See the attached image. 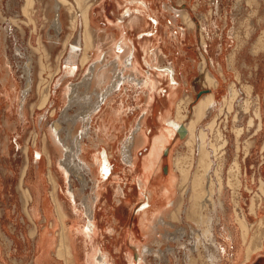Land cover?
Instances as JSON below:
<instances>
[{
	"label": "rangeland",
	"instance_id": "obj_1",
	"mask_svg": "<svg viewBox=\"0 0 264 264\" xmlns=\"http://www.w3.org/2000/svg\"><path fill=\"white\" fill-rule=\"evenodd\" d=\"M49 1L44 0V5H49ZM126 1L68 0L69 7L78 16V27L76 29L71 26L70 12L65 8L64 29L57 34L52 25L55 9L50 8V12L43 14L42 8L30 25H25L20 20L18 21L21 24L18 21L17 24L14 20L19 18L18 13L21 15L24 0H0V27L7 31L5 49L2 46L0 53V264H34L35 256L38 258L44 252L42 246L45 244V237L50 235L55 239L54 247L50 249L53 261L56 255L57 258H62V264H93L87 259L91 243L77 230L80 225L83 226L91 220L92 211L96 214L99 230L94 242L110 254L112 263L117 261V264H128L127 254L131 250V255L138 257L134 243V238H138L152 248V253L148 255V264H207V251L202 248L201 252L186 251L187 248L192 249L197 240L194 229L200 233L202 229L195 221L186 219L185 215L179 217L177 207L170 206L171 201L177 202L181 194L178 184L173 187L170 183L171 173L182 177L180 169L175 167L178 156L183 157L182 164L188 168L190 174H195L199 169L203 179L205 165L209 162L208 166H212L210 175L214 182L213 188H216L215 198H218L222 185L223 192L220 196L226 201L228 209L224 213L220 210L214 212L215 232L220 250L216 252L215 247L208 244V238L202 237L203 241L206 240L208 249L222 255L221 264H264L263 249H256L261 243L259 236L264 232V46L260 43V46H254L260 40L261 29L264 30V0H155L153 6L162 17L158 25L160 28L157 29L154 20L147 16L151 24H145V30L136 25L133 27L132 20L143 18L146 8L141 6L138 9V3H129L133 7L127 12ZM90 3L92 19L97 23L100 34L108 29L111 33L118 32L119 37L123 33L129 35L136 56L142 64L144 73L140 77L149 79L148 70L152 71V81L157 85H154L155 98L149 110L146 108L147 88L144 91V85L141 88L131 79L124 84L120 81L118 84H122L121 89L118 85L114 88L115 100L98 104L101 96L94 93L97 87L86 79L99 52L93 46H86L84 34L81 36V29L83 32L85 28L82 7L85 10ZM184 11L191 12L196 26L193 41L188 26L182 20L181 13ZM203 24L208 28L205 48L200 35ZM253 31L255 32L252 34ZM156 35L158 38L155 39ZM49 36L58 37L59 41L50 44ZM78 38H82L79 67L75 72L68 73V66L65 64L71 50L68 44L76 42ZM108 41L109 39L106 41L102 38L99 59L105 68H113L110 63L115 61V56L107 53L110 46ZM160 51L164 53H159ZM155 53L156 61L153 62ZM84 54L86 58H82ZM202 58L205 59L208 70L219 81L213 88L199 83ZM147 61L160 66L173 65L178 69L180 84L171 86V80L163 78L161 71H156L158 68L149 67ZM28 68L31 70L33 85L26 97L27 115L23 119L19 113L21 106L18 98L7 95L3 77L11 73L12 79L18 82L21 90L27 84ZM117 75L122 76V72ZM232 84L236 88L237 97L229 99ZM247 85L255 87L248 92L245 89ZM207 89L214 93L217 107L210 113L211 116L209 114L203 122L196 123L193 142H186L187 139L176 141L175 137H170V142L164 148L160 167L151 172L145 170L143 159L149 154L154 137L165 129L159 119L160 115L165 114L168 109L175 114L181 99V112L186 114L188 104L192 110V105L209 93H203ZM172 90L178 91L176 104L171 99ZM93 101L96 102V107L93 108L95 110L90 109L89 113L88 109ZM113 109L120 112L118 117L123 116L126 119L127 127L118 132V138L112 146L107 145L112 175L105 178L98 165L95 172L87 167L66 172L62 166L61 173L56 164L59 153L54 151L46 139L49 127L57 126L62 138H66L69 143L72 137L81 139L83 147H90L88 159L94 158L95 162H102L98 148L105 146L108 141L111 142L115 135L111 130L105 136L103 118L108 119ZM6 114L11 117L10 126L5 124ZM191 115L189 113L188 118L182 116L189 122ZM145 117L148 119V124L145 125L148 142L137 150L139 161L130 170L131 164L121 154L120 142L127 132L130 133L129 129L137 127ZM196 141L202 142L204 153L197 148ZM97 143L100 144L96 145ZM26 147H29L27 153ZM38 149L43 153L39 163L34 159L38 156ZM28 153L31 158H28ZM202 154L205 165L200 162ZM85 159L88 160L86 157ZM25 163H30V168L24 176L26 183L23 186H30L34 195V200L28 201L23 197L19 186ZM39 166L46 187L43 189V199H47L46 207L42 202H37V193L33 188L36 168ZM144 174L150 189L157 187L159 191L151 201L152 211H167L164 219L168 223L162 224L157 236L161 237L167 231L171 235L170 239L163 237L160 244L149 241L151 238L146 237L140 226L141 214L137 209L146 197L141 195L138 178ZM27 177L31 183L27 182ZM86 197L90 200L91 212L82 203ZM27 202L30 209L37 205L38 214L29 213L25 208ZM113 210L118 213L119 218L117 214L111 213ZM80 212L84 221L79 217ZM242 222L249 227L250 235L247 237L240 233ZM223 224L235 230L234 240H229ZM110 226L115 227L113 232L109 230ZM139 228L141 231H138ZM174 235L181 238L178 241L172 239ZM32 236H35L34 239ZM71 238H75L77 243L72 246L75 254L72 258L68 249ZM255 238L258 239L254 240ZM226 244L227 251L222 252ZM169 246L175 247L174 254L168 251ZM248 248L254 249L250 260H246ZM158 249L159 255L153 253ZM239 251L241 255H238ZM121 253L125 254L122 261L118 258ZM186 253L190 254L189 260Z\"/></svg>",
	"mask_w": 264,
	"mask_h": 264
},
{
	"label": "bare ground",
	"instance_id": "obj_2",
	"mask_svg": "<svg viewBox=\"0 0 264 264\" xmlns=\"http://www.w3.org/2000/svg\"><path fill=\"white\" fill-rule=\"evenodd\" d=\"M67 2H68V0H50L48 2L49 5L45 6L44 0H24L23 4L21 6V15L19 16V13H18L17 16L19 18L17 20L15 19L14 21L17 23V21L20 20V22L22 21V23H24L25 25L26 24L30 25L31 20H35L37 15L41 12L42 8H43V11H42L43 14H46L48 11L50 12L51 11L50 8L55 9L54 10L55 15H53V17H52V22H53L52 25L54 26V28L56 29V32L58 34L64 29L63 27H64V23H65V18H64L63 13H64V9L68 8V10L70 12L69 16H70L71 26L73 28L77 29V27H78V16L76 15V12H74L75 10L72 9L71 7H69L70 5H68ZM126 3H127L126 6H128L126 9L127 12H130L132 7H133L132 5H129V3H132L133 5H136L138 3L140 5L138 9H140L141 6L146 8V13L144 14L143 18L137 17L135 20H132V23H133L132 26L133 27L136 25L137 27L143 28L145 30L146 29L145 24H149V23L151 24V20H154L156 27L158 29V27H159L158 25L162 21V17H161V15H158L159 12H157L153 6L155 3V0H127ZM82 13H83L84 27L85 28L83 29V32L81 29V36L84 34L86 46L87 45L93 46L99 52L98 55L96 56L94 65L91 68V71L89 73V77H88V79H86L88 83L95 85L97 87L96 92H94V93H96L98 95V97L101 96V101H99L98 104L99 103H106L108 101L111 102V100H115L113 98V94L115 93L114 88H116V86L118 85V88L121 89L122 84L120 85L118 83L120 81H123V84H124L126 81H129V79H131L132 81H135V83L140 85L141 88L144 85V89H143L144 91L147 88L146 93L148 95V99H147L148 104H147L146 108L149 110L151 107V104L155 98L154 97V88H155L154 85H157V84L153 83V81H152L153 77H152V75H150L152 72L151 70H148L149 79L144 78V77L143 78L140 77V75L144 72L141 69L142 64L140 63L139 59L137 58L136 53H135V49L132 46V40H131L130 36L123 33L122 37H119L118 32L111 33L108 31V29L104 32V34L101 35L97 26H96L97 23L92 19L93 10L91 7V3L87 6V8L85 10L82 7ZM147 16H150L151 20H149L147 18ZM181 16H182V20L186 23V25L188 26V28L190 30L189 33L192 36L191 41H193L194 40L193 34L195 33L196 26H195V23L192 21L191 12L184 11L181 13ZM65 17H66V14H65ZM20 22L18 21V23H20ZM36 27H37V25H36ZM124 29H126V28H124ZM166 29L168 30V27H166ZM200 30H201L200 35H201V40H202V46H203V48H205V46H207V38H206L207 30H208L207 25H205V24L201 25ZM24 31H25V29H24ZM229 36H231V35L229 34ZM102 38H104V40H106V41L109 39L107 44L110 46H108L109 48L107 50V53H109L111 56H115V61H112L110 63V65L111 64L113 65V68H105L104 66L101 65L102 60L99 59V56H100V51H101L100 45L102 43L101 42ZM156 38H158L157 35H156L155 39ZM5 39H7V31H5L2 27H0V53H2L4 44H5ZM49 39H50V44L51 43L52 44L57 43L59 41L58 37L49 36ZM81 40H82V38H78L76 42H74V43L69 42V44H68L71 46L70 55H69L67 61L65 62V64L68 66V73L69 72H75L76 69L79 67L78 58H79L80 53H81L80 52L81 51L80 46L82 45ZM259 43L264 46V31H263V34L260 36V40L257 43H255L254 46H257V45L260 46ZM44 46H45V44H44ZM4 49H5V47H4ZM113 49H116L118 51H114ZM159 53L163 54L164 52L160 51ZM85 55L86 54H84L82 56V58L83 57L86 58L87 56H85ZM153 56H155V57L152 60H153V62H155L156 61V53ZM117 57H118V60H117ZM6 60H5V62L7 63L8 60L7 61ZM153 62L147 61V65L151 68H158V69H156V71L160 70L161 72L160 71H157V72H160V75L163 78L171 80V82H172V83L170 82L171 86H173V84L174 85L180 84V80H179L178 74H177L178 69H176L173 65L170 67L160 66L157 64H153ZM230 62H231V60H230ZM83 63H85V62H83ZM114 68H115V72H113ZM10 70H11V68H10ZM26 70H27V68H26ZM199 70H200V76L198 75L200 77L199 83L207 84L208 86H212V88L217 86V83L219 81H218L217 77H214V75H212V72L208 70L206 61L203 58L201 59ZM8 71H9V69H8ZM120 72H122V76L118 77L117 74ZM4 73H6V72H4ZM220 73H222V72H220ZM154 74H155V72H154ZM12 76H11V73H9L8 76L3 77V81L7 87V89H6L8 92L7 95H9V96L14 95V98H18L19 104L21 106L19 113L21 115V118L25 119V117L27 115L26 97H27V94L30 92L32 85H33L32 84L33 77L31 75V70H30V68H28L27 84L25 86H22L21 90H19L18 82L15 81V79H12ZM158 76H159V74H158ZM130 77H132V78H130ZM196 81H198L197 78H196ZM253 86L254 85H251V86L247 85V86H245V89H248L249 90L248 92H250ZM235 89L236 88H234V84L230 85V97H229V99H234V97H237L236 96L237 93H235L236 92ZM209 90L210 89H207V91L203 90V93L209 92ZM67 91H71V89H67ZM170 95H171L172 102L176 104V101L178 98V91L172 90ZM199 96H201V95H199ZM12 100H14V99L12 98ZM181 102H182V99L180 100L179 104H177V112L175 114L170 109H168L165 114L163 112H161L163 114L160 115L159 119L162 122V125L165 126V129L161 130V132L154 137V139L151 143L152 146H151L150 152L148 155L145 156V159H143L145 170L151 172L152 170H155L156 168L160 167V162L162 159L164 148L167 146L168 142H170V139H171L170 137H175L176 141H179L180 139H182V140L187 139L186 142H189V141L193 142L192 138L195 137V129L197 127L196 123L203 122L204 119H207L206 117L211 112L214 111L215 107H217V103H216V100L214 98L213 92L212 93L209 92L207 94H204L201 98H199L192 105L193 106L192 110L189 109V104H188V106L186 107V112H187L186 114H182V112H181ZM10 106H11V104H10ZM95 107H96V102L93 101L91 107L88 109L89 113H90V109H93ZM101 107H102V105L100 106V108ZM93 110H95V109H93ZM88 111H86L85 114H87ZM91 113H93V111H91ZM118 113H120V112L116 111V109H113L111 112V115L108 117V119L106 117L103 118V125L102 126H104L103 130L106 132L105 136H107V134L111 133V130H113V132H115V135L112 138L111 142L108 141V143L105 146L98 148L100 154L102 155V159H103L102 162L98 160V163H97V161L96 162L94 161V158L88 159V156H90V154H89L90 150L88 148H90V147H87V148L83 147L81 139L79 140L76 137H72L71 141H70L71 143H69L66 140V138H64V137L62 138L60 131L57 128V126L52 125L49 127V129L47 131L48 136L46 137V139H48V141L52 145L54 151L59 153V158H57L58 161L56 164L58 165V169H60L61 173H62V166H63L64 170H66V172L78 171L79 167H81L83 169H86V167H87V169H89L91 172H95L96 169H98V167H97V165H98L99 167H101V174L105 178H109L112 175L113 172H112V168L110 167L111 161L108 157L109 153H108V146L107 145L112 146V144L115 143V140L118 138V134H119L118 132L121 130H124L127 127V124L125 121L126 119L123 116L118 117L117 116ZM189 113H192V115H191V118L189 119V122H186V119L182 115H185V117L188 118ZM85 114H82V115L85 116ZM257 114H258V112H257ZM105 115H106V113H105ZM209 116H211V114ZM10 123H11V117L6 114L5 124H7V126L8 125L10 126ZM147 124H148V119H147V117H145L143 122H139L137 127L132 128V129L130 128L129 129L130 133L127 132L124 139H122L120 142V143H122L121 154L123 156V159L126 162L131 164V166L129 168L130 170H132L133 166H135L136 163L139 161L137 150L148 142L147 134L145 131V129H146L145 125H147ZM202 137H203V135L201 136V141L203 139ZM81 138H83V137H81ZM201 143L202 142L197 143V141H196V144H198L196 146H197V148L199 147V150L202 153H204L205 149L201 147ZM99 144L100 143H97L96 145H99ZM26 150H27V152H29V147L25 148V152H26ZM37 153H38V156H37V158H34V159L37 161V163H39V162H41V159L43 158V153L39 149L37 150ZM67 154H69V156ZM63 155H65V157H63ZM29 157L30 156L28 153V158ZM85 157L88 160H86ZM182 159H183V157H181V156H178L175 159V167H176V169H180L182 177L180 178L174 172L171 173V175H170L171 186L176 187V185L178 184V186L180 187L181 194H180V197H179L177 202L171 201L172 205H170V206H173V207L176 206L177 207L179 217L182 218V216L185 215L186 219L188 218V219L195 221L196 224L202 229L201 233L197 232L198 230L196 231V229H194L193 233L195 234V237L197 238V240L195 241L194 247H193L194 249L193 248L192 249L187 248L186 251H189L190 253H191V250L201 252L200 248H202L203 250L207 251V255H206V258L208 261L207 264H221L222 255L219 256L217 253L215 254L214 252H211L212 250L210 251L208 249L207 242L209 241L208 244H210L211 247L212 246L215 247L216 252H217V250H220V247H219L218 242H217L216 232H215L214 212L220 210L224 213L228 209L226 201L220 196V193L223 192V191L221 192L222 185H220L221 190H220L218 198H215V196H216L215 195V193H216L215 189L216 188L215 189L213 188L214 182L212 181V177L210 175L211 171H212V166H208L209 162L207 165H205V158L203 157V154L200 156V162L202 165H205V172H204L205 179H203V176L200 175L199 169L196 170L195 174H190L191 172L188 171V168L183 166ZM50 160H52V159H50ZM81 160H83L85 163H83ZM236 166H238V168H239V165L237 162H236ZM29 168H30V163H25L23 170H22L23 175H22L21 182L19 185L21 190L23 191L22 194H23V197L25 198L26 201H28L29 199L34 200V195H33V192H32V189L30 188V186H23L26 183L25 182L26 179L24 178V176H25V174H27ZM36 170H37V175H36V180L33 181V188L35 189V191L37 193V202H42L43 206L46 207V204H45L46 200H44L45 198L43 199V197H44L43 189L45 188L44 187L45 186L44 185V176L41 174V167L40 166L37 167ZM50 174H51V172H50ZM145 175L146 174L139 175V178H138L141 195H145V197H146V200L141 198L142 200H145V201L142 204H140L138 206V209H137L141 214L140 226H141V230L145 233L146 237L151 238L149 241H155V242L160 244L163 241L162 240L163 237H166V239L167 238L170 239V235H171V233L169 231H167L166 233H163L161 237L157 236L158 234H160L162 224L168 223L164 219L167 211H165V210L156 211L155 209H153L154 211H152V209H151L152 202L151 201H152V199H154L156 194H159V191H158L157 187L150 189L149 184H148L149 181L147 182L145 180V178H146ZM27 182L31 183L32 181H29V179L27 177ZM119 186H121V184H119ZM174 190H175V188H174ZM115 191H117V190H115ZM173 193L177 194L176 191H174ZM162 195H163V193H162ZM186 198H188V201L190 200L189 203L186 200ZM82 203L84 204V207L86 208V210L88 209V211L91 212V210H90V207H91L90 204L91 203H90L89 198H87V197L84 198ZM26 204L27 205L25 208H27V210L29 211V213L31 215L38 214L37 211H39V210L37 209V211H36L37 205H35L33 203L35 206L32 205L33 207L30 209L29 202H27ZM236 204H237V202H236ZM199 206H200V208H199ZM198 208L200 211L199 213H198ZM208 208L210 209V211H206ZM45 210H47V209H45ZM86 210H85V213H86ZM35 212H36V214H35ZM159 212L161 214H159ZM205 212H206V214H205ZM210 212H213V213L211 214ZM157 213H158V215H157ZM78 214H79L80 219H82L84 221L83 214L81 212ZM49 215H50V213H49ZM173 215L176 216L175 213ZM236 220H239V218L236 217ZM240 224H241L240 233L244 237H247V235L249 236L250 235V234H248L249 227H247V225H245L244 222H242ZM223 226H224V231H225L227 237L229 238V240H234L233 236H235L234 235L235 230L233 231L232 228L229 227L227 224H223ZM114 229H115L114 226H110V228H109V230L112 232ZM77 230L80 231V233H82L85 236V239L91 243L90 253L87 254V259L89 258L88 261H90L93 264H117V261L112 263L110 260V254H108V252H105V249L100 248V246L94 242L95 237L97 236L99 230H98V224L96 223V214L93 211H92L91 220H89V222L85 223L83 226L80 225V227H78ZM34 232H35V230H34ZM183 234H181V236ZM181 236L174 235L172 239H176L178 241L181 238ZM202 237H204V238L207 237L208 238L207 242H206V240L203 241ZM256 237H258V236H256ZM259 237H260L261 243L256 246V249L257 248H261V249L264 248V232L262 234H260ZM256 239H258V238H255L254 240H256ZM54 240L55 239L53 238L52 235H50L49 237H45V244L43 243L44 246H42V247H44L43 248L44 252L42 253L41 256H39L38 258L37 257L35 258L36 264H43L44 261L45 262L47 261V259H46L47 254L46 253L49 252L50 249H53L54 243H55ZM92 240H93V242H92ZM202 241H203V243H202ZM134 243L136 246L135 247L136 252H138L139 256L138 255H137L138 257L132 256L130 253L132 250L130 252H128L127 258H128L129 264H148V255L152 253V248L146 242H141L136 238H134ZM73 244L74 245L77 244L75 238H71V243L68 246L69 251L72 250L71 248H72ZM227 246L228 245L226 244V247H224L222 252L227 251ZM184 248H186V246H184ZM248 249L249 250H248V254L246 256V260L251 259V255H252L251 253L254 251L253 248H248ZM168 251H170V252L172 251V253L174 254V251H176V249L173 246H169ZM65 252H66V249H65ZM240 252L241 251H239L238 255H241ZM153 253H155L156 255H159V249L157 251L154 250ZM186 255H187V258L189 260L190 254L186 253ZM237 259H239V258H237ZM188 264H190V262ZM247 264H249V263H247Z\"/></svg>",
	"mask_w": 264,
	"mask_h": 264
},
{
	"label": "crops",
	"instance_id": "obj_3",
	"mask_svg": "<svg viewBox=\"0 0 264 264\" xmlns=\"http://www.w3.org/2000/svg\"><path fill=\"white\" fill-rule=\"evenodd\" d=\"M263 29V28H262ZM261 29V33L260 34H263V31L264 30H262ZM255 31H253L252 32V34L254 33ZM251 34V35H252ZM235 42V41H234ZM46 188V187H45ZM44 188V189H45ZM44 195V197H45V194H43ZM47 200V199H46ZM47 205H48V208H49V211H50V213H51V208H50V205H49V203H47ZM111 213L112 214H117V217L119 218V215H118V213L115 211V210H113V211H111ZM47 217H49V216H47ZM118 222V221H117ZM118 223H120V222H118ZM34 230V229H33ZM140 230V228L138 229V231ZM36 231H37V228H36ZM141 231V230H140ZM31 232H32V230H31ZM41 232V231H40ZM33 237V236H32ZM33 239H34V237H33ZM136 239H138V238H136ZM139 241H141L140 239H138ZM11 241V240H10ZM55 241V240H54ZM142 242V241H141ZM73 248V247H72ZM71 248V249H72ZM263 250H262V252H264V248H262ZM123 250H124V247H123ZM73 250H71V254L69 255L71 258L72 257H74L75 256V254H74V252H72ZM65 253V252H64ZM47 254V257H46V259H47V261L45 262L44 261V263L43 264H62V258H57L56 257V255L54 256V261H53V258H52V255H51V252L49 251V252H47L46 253ZM63 255H65V254H63ZM62 255V256H63ZM125 254H122L121 253V255L118 257V258H120L121 259V261L123 260V256H124ZM134 256L136 257V255L134 254ZM37 256H35V258H36ZM66 260H67V258H66V255L65 256H63ZM125 257V256H124ZM35 258H34V264H35ZM77 258V257H76ZM128 262V261H127ZM120 264H121V262H120ZM129 264V263H128Z\"/></svg>",
	"mask_w": 264,
	"mask_h": 264
}]
</instances>
